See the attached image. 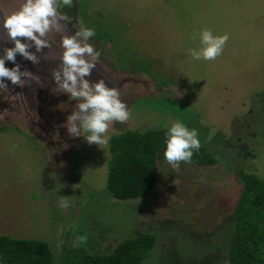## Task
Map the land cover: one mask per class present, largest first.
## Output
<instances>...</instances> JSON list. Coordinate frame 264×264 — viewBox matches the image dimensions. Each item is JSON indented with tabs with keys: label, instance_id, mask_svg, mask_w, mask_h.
Listing matches in <instances>:
<instances>
[{
	"label": "rangeland",
	"instance_id": "rangeland-1",
	"mask_svg": "<svg viewBox=\"0 0 264 264\" xmlns=\"http://www.w3.org/2000/svg\"><path fill=\"white\" fill-rule=\"evenodd\" d=\"M11 1L0 0L3 15L22 6ZM58 11L70 21L47 35L51 48L29 49L40 63L16 59L40 83L21 88L5 80L8 90L0 89V235L47 242L59 258L64 243L104 254L142 232L156 236L144 264H226L242 188L237 172L264 178V0H74ZM81 25L94 29L88 43L100 52L86 79L117 88L130 113L110 125L100 146L68 133L80 101L58 93L51 78L61 37ZM203 29L229 37L215 60L189 53L200 49ZM176 121L197 130L216 163L182 161L175 171L161 149L152 189L115 199L106 184L110 139L168 130Z\"/></svg>",
	"mask_w": 264,
	"mask_h": 264
},
{
	"label": "clouds",
	"instance_id": "clouds-1",
	"mask_svg": "<svg viewBox=\"0 0 264 264\" xmlns=\"http://www.w3.org/2000/svg\"><path fill=\"white\" fill-rule=\"evenodd\" d=\"M74 0H24L18 11L3 16L2 27L6 30L8 39L14 47H5L4 55L0 57V89L8 90L10 81L13 86L21 88L35 81L40 83L39 75L29 70L21 71V65L16 62L17 54L33 64L40 63V57L29 49L35 46L36 52L50 49L51 43L47 35L55 29L61 31V22L70 21V17L58 11V8L72 7ZM66 27V25H65ZM95 35L94 29L81 27L71 36H62L60 47L62 55L60 64L51 70V78L55 82L58 93L69 94L71 100L80 101L78 111L72 112L67 118V130L72 137L84 136L89 144L105 145L108 137L105 135L113 122L124 123L129 119L127 106L120 99L117 88H109L103 79L91 82L92 70L96 67L100 52L94 50L88 43ZM201 47L190 49L189 53L195 60H215L223 52L228 35L214 36L210 29L198 33ZM24 38L28 42H22ZM196 37L193 36V39ZM11 61L15 67L5 66ZM165 160L175 171H179L180 162H191L193 152L201 147L196 129L189 130L183 123L171 122L166 132ZM78 187V185H74ZM61 207L67 206V200L62 197ZM86 243V237H79Z\"/></svg>",
	"mask_w": 264,
	"mask_h": 264
},
{
	"label": "trees",
	"instance_id": "trees-1",
	"mask_svg": "<svg viewBox=\"0 0 264 264\" xmlns=\"http://www.w3.org/2000/svg\"><path fill=\"white\" fill-rule=\"evenodd\" d=\"M10 67L15 65L12 63ZM166 132L128 131L110 139L106 184L115 199H136L152 189L159 174L157 155L166 148ZM191 160L204 165L216 163L204 147L194 150ZM237 175L242 188L233 209V227L224 252L225 261L226 264H264V178L241 170ZM155 244V235L137 232L135 237L104 254L64 243V253L55 258L47 242L0 235V264H144Z\"/></svg>",
	"mask_w": 264,
	"mask_h": 264
},
{
	"label": "water",
	"instance_id": "water-1",
	"mask_svg": "<svg viewBox=\"0 0 264 264\" xmlns=\"http://www.w3.org/2000/svg\"><path fill=\"white\" fill-rule=\"evenodd\" d=\"M3 14H2V17L0 16V20H1V22H3ZM5 32H6V30H5ZM7 34V33H6ZM6 38V37H5ZM21 39H23V38H21ZM25 40V39H24ZM27 41V40H26ZM0 44H2L1 43V40H0ZM10 44V45H9ZM3 50H4V48L5 47H14V44L8 39V37L4 40V42H3ZM16 59H19L21 62L24 60V57L23 56H21L20 54H17V56H16ZM11 62V61H10ZM12 63V62H11ZM14 65V64H13Z\"/></svg>",
	"mask_w": 264,
	"mask_h": 264
},
{
	"label": "flooded vegetation",
	"instance_id": "flooded-vegetation-1",
	"mask_svg": "<svg viewBox=\"0 0 264 264\" xmlns=\"http://www.w3.org/2000/svg\"><path fill=\"white\" fill-rule=\"evenodd\" d=\"M3 2H5V4H9V5H11L12 4V1L11 0H2ZM19 3H20V1L19 0H17ZM22 4L24 3V0L21 2ZM1 5V4H0ZM2 12L0 11V16L2 17ZM0 22H1V20H0Z\"/></svg>",
	"mask_w": 264,
	"mask_h": 264
}]
</instances>
